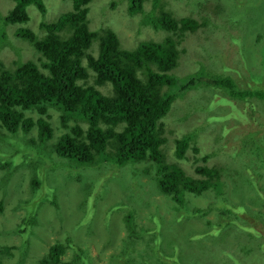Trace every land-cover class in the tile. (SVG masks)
Returning a JSON list of instances; mask_svg holds the SVG:
<instances>
[{"label":"rangeland","instance_id":"1","mask_svg":"<svg viewBox=\"0 0 264 264\" xmlns=\"http://www.w3.org/2000/svg\"><path fill=\"white\" fill-rule=\"evenodd\" d=\"M109 1H91L90 26L97 28L98 23L105 21V14H109V18L116 23L109 19L107 24L115 27L121 44L126 39L125 49L134 50L148 41L162 42L168 36L164 30L143 24L142 13L131 16L126 11L127 0H118L114 10L110 7L106 9ZM185 1L187 4H206L208 19L221 24L211 28L205 25L193 31L187 30L184 34L181 46L186 51L181 53L179 65L173 72L179 76V84L173 88V92L181 94V86L202 65L207 69V75L216 69L226 68L230 77L239 80L240 84L246 85L249 77L263 81L264 58L260 55L262 51H258L260 44L257 46L256 35H264V0H177L173 6L168 4L174 18L180 19L187 13H193L191 18L200 22L201 16L207 17V14L198 10V7L195 12L190 11L189 8L193 7ZM44 2L47 15L41 17L35 6H30L27 10L31 19L22 24L39 34H44L39 31L43 18L52 20L72 8L71 0ZM216 2L219 4L218 12L213 10ZM237 2H240L241 10L236 9ZM15 4V0H0V13L8 14ZM143 6L145 11H151L153 0H145ZM125 24L141 32H137L138 36L135 37L130 30H121ZM22 25L15 24L7 28L9 38L14 40L15 48L19 49L17 53L7 47L0 50V56L7 66L20 59L41 63L39 53L30 44L22 38L15 40L16 27ZM232 35L235 38L239 35L236 43L231 40ZM101 89L105 93L112 91L110 85ZM230 100L220 88L198 85L181 94L172 104L168 115L162 119L164 132L161 136L165 138L162 150L170 163L179 165L192 178H201L196 173L197 166L222 167L223 187L229 183L225 188L226 197H220V193L214 191L202 196L188 194L186 205L180 209L177 207L176 211L172 206L174 202L163 199L156 192L157 187L154 188L147 179L140 184L138 179L132 181L130 176L122 180L120 174V180L113 179L111 182L113 185L108 191L106 203H94V199H91L87 207V203L84 204L81 199L86 197L87 191L83 188L86 178L80 182L81 173L78 179L74 176L67 178L66 171L63 174V168L51 161L50 180H47L44 196L37 200L39 213H36L38 223L33 227L34 234L31 233V226L26 230L28 232L17 233L15 229L27 213L21 203L31 198L28 183L34 171L21 167L16 174L15 169L10 172L11 168L2 157L10 158L6 154L7 149H12L8 146L10 140H0V181L7 178L6 186L0 185V201L4 204V210L0 212V261L3 264H40L42 259L48 258V248L59 242L67 245L61 259L68 264H82V261L87 264H130V261L133 264H149L150 261H156L158 256L160 261L156 264H264V176L259 172L264 166L257 159L259 156L256 151L252 150L256 137H264V101H237L230 106L227 104ZM232 107L238 114L243 112L246 120L234 124L235 119L231 114L236 113ZM49 113L52 124L57 130H63L58 109L51 108ZM32 136L34 131L28 138ZM183 136L190 137L192 145L187 158L178 161L173 155L175 140ZM17 146L23 147L22 144ZM194 146L199 147L198 153L194 152ZM206 155L210 156L207 162H196V158L202 159ZM53 157L62 160L55 153ZM16 161L20 162L21 158L17 157ZM247 162L251 163L252 168L247 166ZM130 169L141 172L140 165L130 166ZM16 176H20V185L9 196L8 190L12 182H17ZM143 178L141 174L140 179ZM241 183L245 189L243 193L240 191ZM149 190L154 191L152 194L156 197L153 199H158L161 211L155 218L149 216L150 208L136 215L134 233L138 235H133L132 247L138 246L143 253L141 257L134 250L124 251L123 240L130 234L126 221L129 208L110 210L108 205L126 197L124 191L145 194ZM92 204L97 208L95 214L89 213ZM226 204L234 208L232 212H224ZM215 212L222 215V220L216 217ZM234 218H237V222L231 221ZM156 231L159 232L160 242L155 243L149 238ZM24 238L28 243L26 251L21 250ZM143 259L147 262L143 263Z\"/></svg>","mask_w":264,"mask_h":264},{"label":"trees","instance_id":"2","mask_svg":"<svg viewBox=\"0 0 264 264\" xmlns=\"http://www.w3.org/2000/svg\"><path fill=\"white\" fill-rule=\"evenodd\" d=\"M91 1L71 0L70 10L52 20L43 18L39 31L44 34L33 32L22 25L31 19L27 10L30 6H35L41 17L47 15L44 0H15L16 4L11 12L5 15L0 13V50L7 47L16 53L19 52L14 46V40L9 38L7 28L20 24L22 26L16 27L14 33L15 40L24 39L39 53L41 61L38 64L33 60L20 59L7 66L0 56V140L9 139L8 146L12 148L6 151L10 158L2 157L11 168L10 172L15 169L16 174L21 167L32 168L34 171L28 183L31 198L21 203L27 213L15 229V232L20 234L28 232L26 230L29 226L34 234L33 227L38 223L36 213H39L37 200L44 196L47 180L51 176V161L63 168V174L66 171L67 178L74 176L78 179L80 173V182L86 178L87 182L83 187L87 191L86 197L81 199L84 204L87 203V207L91 199H94V203H106L108 191L113 185L112 180H120V176L122 180L129 176L132 181L138 179L140 184L144 183L142 180L147 179L154 188L157 187L156 192L164 197L163 199H171L174 202L175 205L172 206L175 211L177 207L180 209L186 205L188 194L202 196L214 191L220 193L218 196L226 197L225 188L229 183L223 187L222 167L205 164L197 166L196 173H199L201 178H192L179 165L167 160L162 150V141L165 142V138L161 136L164 132L162 119L168 115L172 104L181 94L198 85L222 89L231 98L227 103L230 106L237 101H264V78L260 82L249 77L246 85L240 84L239 80L230 77L226 68L216 69L207 75V69L203 65L181 86V94L173 92V88L179 84V76L173 72L179 65L181 53L186 51L181 46L184 34L187 30L193 31L205 25L211 28L221 24L208 19L206 4H187L185 1L193 7L189 8L190 11L195 12L198 7V10L207 14V17L201 16L202 21L198 22L191 18L193 13H187L180 19L174 18L172 8L168 4L173 6L174 3L177 4V0H153L151 11H145V0H127L126 11L131 16L142 13L143 24L153 25L154 28L168 33L162 42H143L136 49L128 50L124 49L126 39L121 44L114 31L115 27L107 24L109 19L113 21L109 14H105V21L98 23L97 28H91ZM117 1L110 0L106 9L110 7L114 10ZM214 7L213 10L218 12L217 2ZM236 9L241 10L240 2L236 3ZM121 30H130L135 37L138 36L137 32H141L127 24L122 26ZM238 37L239 35L236 38L232 35L230 38L236 43ZM256 39L257 46L260 44V49L257 50L262 51L263 54L260 55L264 58V35L257 34ZM108 85L112 89L111 93H105L101 89ZM234 107L232 108L236 115L231 116L235 119V124L243 121L245 114H238ZM51 108L58 109L60 127L63 130H57L49 121ZM32 131L34 136L28 138ZM17 144H22L23 147L19 148L21 146L18 147ZM253 144L255 147L252 150L256 151L259 156L257 159L264 166V137H256ZM191 145L188 136L176 139L174 157L178 161L185 160ZM199 150L198 146H194V152L198 153ZM53 153L62 160H56ZM17 157L21 158L20 162L16 161ZM209 158V155L202 159L196 158V162H207ZM27 162L30 164H26ZM246 164L252 168L251 163ZM139 165L141 172H133L130 169V166L132 168ZM259 172L264 176V167ZM141 174L143 179H140ZM19 177L16 176V183H11L9 196H12L11 191L20 185ZM6 180L7 178L0 181V185L5 187ZM242 183L241 193L245 191ZM153 192L149 190L146 192L149 194H136L124 191L127 198L123 197L108 205L110 210L129 208L126 221L130 234L127 236L128 243L127 237L123 240L124 251L134 250L137 256L141 257L143 253L138 246L132 247L133 235H138L134 233V220L136 215L148 208L152 218L160 214L161 207L158 199H153L156 197ZM140 198L143 199L139 201ZM136 201L138 202L135 203ZM132 203L135 205L131 206ZM92 206L89 212L91 214L97 210L94 204ZM228 206L226 204L224 212L230 213L234 208ZM3 210L4 204L0 201V212ZM215 214L222 220L220 213ZM236 220L237 218L231 219L237 222ZM169 233L172 234L171 231ZM149 240L160 242L159 232H154ZM27 245L24 238L21 250L26 251ZM65 247L67 245L59 242L52 244L48 248V258L42 259L40 264H68L61 259L66 252ZM157 261H160L159 256L149 264H156ZM84 262L82 261V264H87ZM142 262L147 261L143 259ZM0 264L3 263L0 261ZM130 264H133L132 261Z\"/></svg>","mask_w":264,"mask_h":264},{"label":"clouds","instance_id":"3","mask_svg":"<svg viewBox=\"0 0 264 264\" xmlns=\"http://www.w3.org/2000/svg\"><path fill=\"white\" fill-rule=\"evenodd\" d=\"M125 49V48H124ZM49 121H51V120H49Z\"/></svg>","mask_w":264,"mask_h":264}]
</instances>
